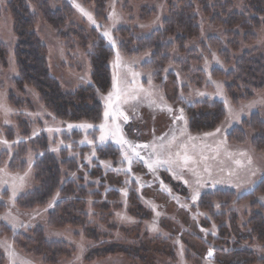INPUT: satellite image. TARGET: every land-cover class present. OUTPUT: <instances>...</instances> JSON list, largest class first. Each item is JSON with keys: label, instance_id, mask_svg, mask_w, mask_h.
<instances>
[{"label": "rangeland", "instance_id": "obj_1", "mask_svg": "<svg viewBox=\"0 0 264 264\" xmlns=\"http://www.w3.org/2000/svg\"><path fill=\"white\" fill-rule=\"evenodd\" d=\"M49 1L51 3L52 0ZM64 1L74 11L68 25L84 30L90 39V47L95 44L96 37H101L116 51L111 61L113 86L110 92L115 91V85L121 95L118 100L113 98L110 110L112 114L107 121L103 114L99 125L81 128L76 127L81 124L57 120L45 108L33 89L26 88L24 93L18 92L14 85V80L19 76L14 56L16 38L13 33V20L8 11L10 0H0V41L9 50L6 68L0 65V204L5 207V212L0 213V254L5 258V264L45 263L43 259L19 251L9 236H2L3 227L29 237L37 229H43L48 240L67 244L73 250V255L70 259L62 260L60 264H264V245L256 241H245L241 236L246 231L245 226L253 211L251 203L231 205L226 210L215 205V214H222L223 211L227 213L225 225L229 234L224 236H221V226L216 224L212 216L198 209L200 197L206 192L222 190L242 197L251 193L264 178V155L253 148L254 134L246 132V142L243 145L230 143L228 140L229 133L240 127L242 120L253 113H260L264 119V90L258 92L252 101L235 105L227 94L225 81L212 75L215 68L229 72L234 67V64L228 65L211 48L204 50L203 44L210 37L227 43L222 29L213 28L209 20L202 16L201 7L196 5L199 25L202 28L201 38L191 42L187 51H195L193 59L201 61L200 65L193 62L192 67L194 73L202 71V84L198 87L197 78L189 79L174 64L179 59L187 60V55L182 54L176 46L170 54L172 63L165 69L164 83L158 84L152 71L142 69V65L150 60L151 54L134 58L121 55L117 49L119 38L116 33L121 27H130L136 36L142 37L162 27L168 14V0L142 3L109 0L106 4L105 20L97 19L94 5L85 6L81 0ZM171 1L177 3L179 0ZM186 1L193 3V0ZM77 5L90 14L95 23ZM142 7L154 10L155 17L147 21L141 20ZM31 8L34 13H38L35 6ZM236 9L241 11V0L237 1ZM35 32L48 50L52 77L59 81L65 91L73 92L90 84L91 67L85 51L76 46L69 52L67 45L43 22L40 14ZM105 33L110 34L114 44L110 43ZM255 34V43L245 45L240 42V53L236 58L244 52H264V28ZM168 73L175 76V82L167 81ZM108 94L102 97L104 112V97ZM133 96L135 99H132ZM126 99L127 102H124ZM205 100L222 102L226 112L225 120L217 128L220 131L217 132L216 129L209 132L213 135L192 132L188 127L185 109ZM134 107H140V110L136 122L131 124L126 135L121 123L124 120L118 114V109L121 108L127 116L133 112ZM169 108L175 111L173 118L181 115L184 117L178 118L180 129L173 137H166L171 119L165 110L169 111ZM105 123L106 129H101L100 126ZM69 125L73 127L69 128ZM117 126L120 129L118 133ZM26 127L29 129L28 136L24 132ZM10 137L13 139L10 140ZM44 137L47 138L50 153L55 157L61 158L60 153L65 151L68 158L77 159L79 163V170L76 172L63 170V182L81 178L84 186H94L91 193H100L101 197L97 200H86V212L90 222L102 233L108 234L107 241L115 240L136 246L150 245L157 249L158 255L149 254L147 261L120 254L89 259L88 254L99 244L87 239L82 230L71 227L56 230L49 227V214L60 201L58 194L45 208L22 212L16 207L15 203L20 197L38 187L33 168L43 157L38 144ZM121 139L128 143H118ZM130 139L143 145L150 144V154L145 158L141 157V148H136V142ZM110 143L120 149L124 164L118 167L111 160L97 159V149ZM3 155L6 158H1ZM184 157L188 158L187 163ZM2 159L5 161L2 162ZM17 159L25 160L27 168L13 169ZM158 159L169 162L157 163ZM86 166L89 169H102V178H90L85 170ZM111 190L120 193L118 203L123 208L114 211L112 218L106 219L105 215L95 210V205L97 201H107L106 194ZM197 192L199 196L193 199ZM256 200L264 207V194L259 195ZM137 202L151 211L149 220H140L130 213V208L138 204ZM153 227L156 231L152 230ZM220 239L223 241H217ZM230 249L234 251L230 253ZM243 250L251 255H246ZM210 251L213 258L209 257Z\"/></svg>", "mask_w": 264, "mask_h": 264}, {"label": "trees", "instance_id": "obj_2", "mask_svg": "<svg viewBox=\"0 0 264 264\" xmlns=\"http://www.w3.org/2000/svg\"><path fill=\"white\" fill-rule=\"evenodd\" d=\"M81 1L85 6L94 5L97 19L105 20L106 4L109 0ZM132 1L142 3L151 0ZM237 1L193 0L191 3L179 0L176 3L168 0V14L162 27L142 37L136 36L130 27H121L116 33L119 38L117 49L127 58L150 53L151 58L142 65V69L152 71L156 82L163 84L165 69L172 63L170 54L176 46L182 54L187 55L188 61L179 59L174 61V64L189 79L197 78L199 87L202 84L203 73L201 70L194 73L192 63L200 65L201 61L197 58L193 59L195 51H187L191 42L201 38L202 28L196 12V5H198L201 7L202 16L209 20L213 28L222 29L224 39L227 41L224 44L221 39L210 37L209 41L203 44L204 50L211 48L218 52L228 65L234 64L229 72L215 68L212 70V75L225 81L227 94L233 104L250 102L258 92L264 90V52L254 50L241 53L239 58L236 56L240 53V42H244L245 45L255 43L257 41L255 32L264 28V0H241V11L236 9ZM31 5L36 7L37 14L32 11ZM8 11L13 20V33L16 38L14 56L19 77L14 80V85L17 91L24 93L26 88L36 91L42 104L57 120L74 124L99 125L104 114L102 97L107 95L113 86L111 61L116 53L114 48L101 37H96L95 44L90 47V39L85 31L68 25L74 11L71 5L64 0H52L51 3L49 0H10ZM140 12L143 21L150 20L156 15V12L149 10L148 7H142ZM38 14L43 22L55 31L57 38L67 45L69 52L73 51L76 46L86 52V58L91 67V82L88 86L67 92L59 81L52 77L48 50L35 32L38 25ZM8 57V47L0 41V65L4 68L7 66ZM232 61L234 63L231 64ZM174 77L172 73H168L167 81L175 82ZM185 113L189 130L198 133L215 131L226 118L224 105L219 101L197 102L187 107ZM24 130L25 136H28L29 129L26 127ZM248 131L254 134L252 138L254 150L264 155V119L260 113H253L249 118L243 119L241 126L229 133V142L243 145L246 142ZM10 138V140L13 139V137ZM38 148L43 152V157L33 168L38 187L16 201V207L20 211L31 212L37 208H45L58 194L60 201L49 214V227L56 230L68 227L82 230L87 239L99 244L90 251L89 259L120 254L147 261L149 254H157V249L150 245H126L115 240L108 242V234L102 233L98 227L93 225L86 212V200L89 198L97 200L101 197L100 193H91L90 190L94 186H84L81 178L67 179L63 182V170L70 173L79 170L77 159L68 158L65 151L60 153L61 158L55 157L49 151L46 137L40 140ZM96 154L98 161L111 160L115 167L124 164L120 149L113 143L98 148ZM1 158H6V156L3 155ZM3 161L5 160L2 159ZM12 168L24 170L27 168V162L17 159ZM85 170L94 180L101 179L104 174L99 167L89 169L86 166ZM262 194H264V178L251 193L242 197L222 190L206 192L200 197L198 209L212 216L216 224L221 226V236H224L229 234V229L225 225L227 213L223 211L222 214H215V205L226 210L231 205L241 206L251 203L253 211L245 226L246 231L242 232L241 236L245 241L248 240L251 243L256 241L264 245V207L256 200ZM106 198L105 202L97 201L95 210L105 215L106 219H110L114 211H119L123 207L121 203H118L120 199L118 191H109ZM3 212H5V207L0 204V213ZM130 213L140 220L151 218V211L147 210L142 203L133 205ZM1 231H4L2 236H9L14 246L23 254L43 259L45 264H60L62 260L70 259L73 255V250L67 244L48 240L43 229H37L31 237L14 233L11 229L4 227ZM102 241L106 242L102 243ZM217 241L222 242L223 240ZM233 251L230 249L229 252ZM243 253L251 255L245 250ZM133 263H135L134 260ZM0 264H5V258L1 254Z\"/></svg>", "mask_w": 264, "mask_h": 264}, {"label": "snow or ice", "instance_id": "obj_3", "mask_svg": "<svg viewBox=\"0 0 264 264\" xmlns=\"http://www.w3.org/2000/svg\"><path fill=\"white\" fill-rule=\"evenodd\" d=\"M77 7L79 8V10H80L84 15L88 16L89 20H92V17L90 16V14H88L87 12H85L83 8H80L79 5H77ZM92 22L95 23L94 20H92ZM104 35H105V36H108L110 43H113V44H114V41L112 40L110 34L105 33ZM119 59H120V57H119V53H117V62H119ZM114 88H115V91H114V92H110V93L108 94V96L104 97L105 102H106V110H105V112H104V118H105V121H107L109 115L112 114V113L110 112V110H111V108H112L113 98L115 97L117 100L120 99V95H121V93H120L119 88H118V87H115V85H114ZM132 99H135V97L133 96ZM124 102H127V99H126ZM169 111H172V109L169 108ZM180 111H181V114H182V113H183V109H181ZM120 114L123 115L122 112H121ZM178 118H179V119H184L183 115H181V116L178 117ZM124 120H125V121L128 120V117H127L126 115L124 116ZM68 127L71 128V127H73V125H69ZM76 127H81V128H91V127H93V126H92L91 124H81V125H77ZM100 127H101V129H106L107 124L105 123V124L101 125ZM119 131H120L119 126H117V128H116V132L118 133ZM219 131H220V129H217V132H219ZM206 135H213V134H212V133H207ZM101 139L103 140V139H104V136H102ZM5 143H6V142H5ZM118 143H128V142L125 141V140H123V139H121L120 141H118ZM140 147H148V145H141ZM136 155L138 156L139 153H136ZM242 155H243V153H242ZM126 158H127V157H126ZM187 159H188L187 157H184L185 163H187ZM156 162H157V163H168L169 161H160V160L158 159ZM149 167H152V165L149 164ZM198 196H199V193L197 192V193L194 195L193 199H196ZM217 207H219V205H217ZM152 230H153V231H156V228L153 227ZM211 255H212V252L210 251V252H209V256H211Z\"/></svg>", "mask_w": 264, "mask_h": 264}, {"label": "flooded vegetation", "instance_id": "obj_4", "mask_svg": "<svg viewBox=\"0 0 264 264\" xmlns=\"http://www.w3.org/2000/svg\"><path fill=\"white\" fill-rule=\"evenodd\" d=\"M120 109L121 108H119L118 110H120ZM134 109H135V107H134ZM134 109H133V112H131L130 114H127V117H128L127 121H121L123 132L126 133V135H127V130L130 128L131 124L136 122L137 114L139 113L140 107L135 109V110ZM165 111L170 115V119H171V121L168 123V126H167V131H166L167 136L166 137H173L174 134L180 129V122L178 121V117L173 118L172 114H174L175 111H168L167 109ZM150 137H151V133H150ZM131 141H133V140H131ZM133 142H136V141H133ZM141 145H143V144H141L140 142H136L135 147L141 148L140 149V153H142L141 157L145 158L150 154V150H149V147H140ZM151 157H152V155H151Z\"/></svg>", "mask_w": 264, "mask_h": 264}, {"label": "water", "instance_id": "obj_5", "mask_svg": "<svg viewBox=\"0 0 264 264\" xmlns=\"http://www.w3.org/2000/svg\"><path fill=\"white\" fill-rule=\"evenodd\" d=\"M123 113V115H121L120 113ZM118 113L122 116V118L124 119V116L126 115L121 109L120 110H118ZM209 257H211V258H213V253H212V255L211 256H209Z\"/></svg>", "mask_w": 264, "mask_h": 264}]
</instances>
